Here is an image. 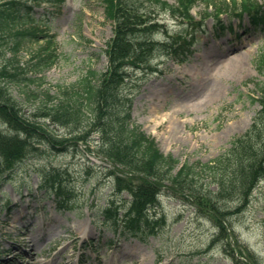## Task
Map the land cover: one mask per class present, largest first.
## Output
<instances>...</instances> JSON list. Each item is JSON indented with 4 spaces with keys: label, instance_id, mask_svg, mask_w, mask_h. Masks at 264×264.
Listing matches in <instances>:
<instances>
[{
    "label": "rangeland",
    "instance_id": "obj_1",
    "mask_svg": "<svg viewBox=\"0 0 264 264\" xmlns=\"http://www.w3.org/2000/svg\"><path fill=\"white\" fill-rule=\"evenodd\" d=\"M28 1L43 32L38 39L25 38L17 59L10 58L8 44L13 38L8 44L2 42L0 68L7 64L14 72V66L23 64L32 70L29 76L35 82L2 76L0 80L6 81L30 114L46 99L48 91L55 94L59 86L75 82L90 68L99 72L106 69L104 51L113 35V23L105 18L103 0ZM138 5L153 11L168 30L181 29L179 20L154 3ZM193 14L196 18L204 15V5L195 6ZM223 20H230L235 30L213 36L214 20L207 19V34L200 36L195 53L184 64L157 51L152 68L129 70L125 88L134 95L135 123L156 138L164 153L174 155L181 163H205L218 157L234 137L250 127L260 108L256 98L264 76L254 62L264 52V28H251L246 16H223ZM46 35L54 38L51 46ZM153 38L163 40L165 33H156ZM51 53L56 55L55 63L40 72L38 64ZM234 60L245 65L231 71ZM217 72L222 75L216 76ZM51 128L55 135L69 132L59 126ZM0 130L8 131L2 120ZM52 167L65 173L74 189L80 216L76 211L57 210L54 200L44 199L43 190H39L41 175ZM109 169L107 161L79 143L62 153L49 146L46 152L33 153L2 174L0 264H235L224 244L209 248L218 233L213 220L167 192L151 211L163 226L145 242L126 238L93 219L108 200L117 198L113 190L115 177ZM120 198L125 203L130 195L125 192ZM231 223L239 243L254 251L264 264V178L250 204Z\"/></svg>",
    "mask_w": 264,
    "mask_h": 264
},
{
    "label": "trees",
    "instance_id": "obj_2",
    "mask_svg": "<svg viewBox=\"0 0 264 264\" xmlns=\"http://www.w3.org/2000/svg\"><path fill=\"white\" fill-rule=\"evenodd\" d=\"M104 1L107 17L115 21L114 36L108 43L109 63L106 71L99 73L89 70L75 83L61 88L57 96L47 94V98L37 106L33 118L26 116L7 86L0 83V119L11 129L8 134L0 132V168L11 169L36 150L38 144L70 142V139L55 137L49 124L71 128L72 140L88 141L94 132L100 136V153L112 163L121 165L128 174L126 180L118 178L117 185L118 190L131 192L132 205L123 219L119 217L121 210L115 206V202L110 203L105 211V217L117 227L137 235L146 229L153 230L148 210L157 204V195L169 183L168 188L173 193L191 199L203 212L209 213L220 226L221 235L227 236L224 226L226 211L222 203L237 199L242 204L239 208L245 206L264 176V87L260 99L261 111L244 135L233 140L232 146L212 162L196 165L185 163L175 173L177 160L162 154L155 141L132 124L133 98L124 93L123 88L128 76L127 69L140 66L144 62L141 56L148 50H154L157 44L137 38L147 36L148 28L145 25L139 28L141 23L137 12L124 6V0ZM154 1L170 11L182 12L186 19H190L189 10L193 4L197 1L208 4L210 0H178L177 7L161 0ZM220 2L222 8L228 7L227 0ZM232 2L237 4V0ZM211 3L218 10V6L213 1ZM240 3V10L249 15L253 24H264L263 5L257 0H241ZM26 8L19 0L0 3V40L16 30L20 14ZM19 31L16 33L20 35L29 33L35 36L37 33L35 29ZM189 38L194 37L179 35L175 44L166 46V52L183 58L190 50ZM20 45L21 42L13 43L15 54L20 50ZM147 45L151 47L146 48ZM257 66L264 71V56ZM0 74H8L6 67ZM201 174L209 176V179L202 180ZM45 178L48 191L64 200L67 187L60 174L51 173ZM231 255L234 257L233 252Z\"/></svg>",
    "mask_w": 264,
    "mask_h": 264
},
{
    "label": "bare ground",
    "instance_id": "obj_3",
    "mask_svg": "<svg viewBox=\"0 0 264 264\" xmlns=\"http://www.w3.org/2000/svg\"><path fill=\"white\" fill-rule=\"evenodd\" d=\"M231 56V55H230ZM234 58V57H233ZM245 64L242 62L241 63V65H240V63H239V61H237V60H234L233 62H231V65H230V70L231 71H233V70H235V69H237L238 67L240 68V67H243ZM217 75L216 76H221L222 75V73H220V72H217L216 73ZM210 79H213L212 77L211 78H209L208 80H210ZM33 247H34V249H36V245L34 244L33 245Z\"/></svg>",
    "mask_w": 264,
    "mask_h": 264
}]
</instances>
